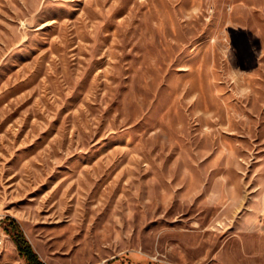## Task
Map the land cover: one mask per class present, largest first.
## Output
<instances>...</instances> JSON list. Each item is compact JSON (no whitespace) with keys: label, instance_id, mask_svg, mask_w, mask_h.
<instances>
[{"label":"rangeland","instance_id":"1","mask_svg":"<svg viewBox=\"0 0 264 264\" xmlns=\"http://www.w3.org/2000/svg\"><path fill=\"white\" fill-rule=\"evenodd\" d=\"M264 264V0H0V264Z\"/></svg>","mask_w":264,"mask_h":264},{"label":"trees","instance_id":"2","mask_svg":"<svg viewBox=\"0 0 264 264\" xmlns=\"http://www.w3.org/2000/svg\"><path fill=\"white\" fill-rule=\"evenodd\" d=\"M4 230L15 242L19 256L24 260L25 264H45L34 251L33 246L27 240L16 220L7 219V225Z\"/></svg>","mask_w":264,"mask_h":264},{"label":"built area","instance_id":"3","mask_svg":"<svg viewBox=\"0 0 264 264\" xmlns=\"http://www.w3.org/2000/svg\"><path fill=\"white\" fill-rule=\"evenodd\" d=\"M2 243V241L0 240V244Z\"/></svg>","mask_w":264,"mask_h":264}]
</instances>
